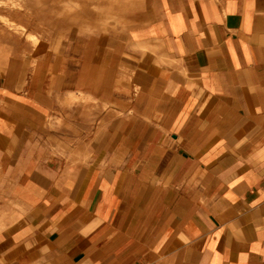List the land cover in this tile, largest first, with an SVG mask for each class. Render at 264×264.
Returning a JSON list of instances; mask_svg holds the SVG:
<instances>
[{
	"label": "crops",
	"instance_id": "obj_1",
	"mask_svg": "<svg viewBox=\"0 0 264 264\" xmlns=\"http://www.w3.org/2000/svg\"><path fill=\"white\" fill-rule=\"evenodd\" d=\"M96 5L113 118L55 164L0 118V264H264V0Z\"/></svg>",
	"mask_w": 264,
	"mask_h": 264
},
{
	"label": "rangeland",
	"instance_id": "obj_2",
	"mask_svg": "<svg viewBox=\"0 0 264 264\" xmlns=\"http://www.w3.org/2000/svg\"><path fill=\"white\" fill-rule=\"evenodd\" d=\"M82 1L0 0V88L42 108L39 115L0 106V118L9 116L16 133L28 135L16 144L19 152L33 156L40 148L43 162L55 164L68 150L80 156L82 140L101 129L98 121L113 118L114 41L111 32L97 30L98 22L105 27L113 21L98 19L96 0H89V9ZM98 33L106 39L99 42Z\"/></svg>",
	"mask_w": 264,
	"mask_h": 264
}]
</instances>
